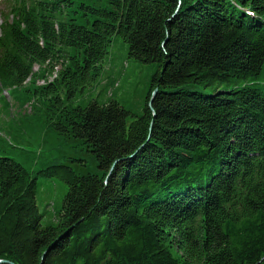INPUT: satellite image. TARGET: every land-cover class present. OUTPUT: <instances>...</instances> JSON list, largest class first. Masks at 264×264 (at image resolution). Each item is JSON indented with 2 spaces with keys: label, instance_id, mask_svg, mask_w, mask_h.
<instances>
[{
  "label": "trees",
  "instance_id": "16d2710c",
  "mask_svg": "<svg viewBox=\"0 0 264 264\" xmlns=\"http://www.w3.org/2000/svg\"><path fill=\"white\" fill-rule=\"evenodd\" d=\"M0 32L7 128L79 140L96 163L37 171L0 139L1 264H264V0H17ZM114 37L158 67L140 116L72 105ZM40 178L67 185L56 225Z\"/></svg>",
  "mask_w": 264,
  "mask_h": 264
},
{
  "label": "rangeland",
  "instance_id": "374dc122",
  "mask_svg": "<svg viewBox=\"0 0 264 264\" xmlns=\"http://www.w3.org/2000/svg\"><path fill=\"white\" fill-rule=\"evenodd\" d=\"M1 22L2 15H0ZM36 69L37 67H34V70ZM157 70L158 67L154 63L144 64L130 58L128 56V46L122 40L114 37L108 48L99 77L93 82V86L86 94L78 96L72 105L86 106L91 100H96L100 104L112 100L133 115L140 116L143 113L145 98L150 90L152 78ZM49 79L47 78V80ZM38 83L44 84V81ZM16 93L18 91L11 93V98ZM3 96L7 98L10 104L13 102L7 92H4ZM2 104L3 101H0V106ZM24 110L26 114L30 112L29 107L15 109V105H12L10 112L19 119ZM0 121V125L4 128V131L0 133V139L8 140V138H11L12 143L22 149L12 148L10 155L19 162H23L22 156L25 151H31L35 157L34 161H38L37 165H33V168L37 171L52 164H61L63 162V159H60L62 155L86 160L90 171L96 164L92 160L93 155L86 152L83 146L80 145L79 140L67 138L64 135L57 138L51 133L44 135L45 131L39 126L35 125L31 129L28 127L31 124L23 123L22 126L16 121L10 125L11 128L9 129L7 128L8 120L4 113L0 114ZM18 136L21 137V141H19ZM50 146L54 147L56 151L49 153L47 150L50 149ZM66 192L67 185L57 178H40L38 180L35 201L38 211L43 216L42 223L44 225H56L59 217L58 212Z\"/></svg>",
  "mask_w": 264,
  "mask_h": 264
},
{
  "label": "water",
  "instance_id": "95a60500",
  "mask_svg": "<svg viewBox=\"0 0 264 264\" xmlns=\"http://www.w3.org/2000/svg\"><path fill=\"white\" fill-rule=\"evenodd\" d=\"M156 93H157V89H155V90L153 91L152 96H155ZM151 100H152V98H151ZM1 263H5V261H1V260H0V264H1Z\"/></svg>",
  "mask_w": 264,
  "mask_h": 264
}]
</instances>
